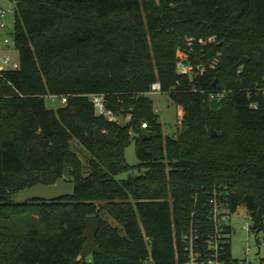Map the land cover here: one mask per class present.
Listing matches in <instances>:
<instances>
[{
  "label": "trees",
  "instance_id": "obj_1",
  "mask_svg": "<svg viewBox=\"0 0 264 264\" xmlns=\"http://www.w3.org/2000/svg\"><path fill=\"white\" fill-rule=\"evenodd\" d=\"M9 1L19 61L0 71V264H177L181 232L191 220L201 237L208 232L209 194L222 185L231 211L243 206L256 220L264 210V0ZM179 55L191 77L178 73ZM155 83L183 110L176 137L163 136L147 96ZM214 91L225 98L209 101ZM92 94L105 95L128 127L98 116ZM48 97L67 103L48 109ZM131 139L143 172L117 180L133 170ZM65 166L72 197L12 202L55 184ZM89 216L99 221L98 252L77 262Z\"/></svg>",
  "mask_w": 264,
  "mask_h": 264
},
{
  "label": "built area",
  "instance_id": "obj_2",
  "mask_svg": "<svg viewBox=\"0 0 264 264\" xmlns=\"http://www.w3.org/2000/svg\"><path fill=\"white\" fill-rule=\"evenodd\" d=\"M10 13H12V11H10ZM7 14L8 12H4L0 9V30L5 29L3 19ZM200 43L202 42L200 41ZM8 44L9 41L7 39L0 41V49L6 47ZM1 61L4 66L10 64L8 56H4ZM3 65H0V71L5 70ZM12 70H18V65L14 64ZM177 71L179 74L187 75L188 77L192 76L191 68L184 58H180ZM156 93H161V88L158 83L152 85L151 91L147 96ZM262 93L264 94V87ZM225 96V91H214L208 94V99L209 101H221ZM88 98L98 116L104 117L110 123L119 125L118 116L107 109L105 95L92 94L89 95ZM61 103L65 105L67 103L66 98H62ZM252 107L255 108L254 105ZM142 128L145 129L146 125L143 124ZM229 194V187L227 185L215 187L209 194L208 232L201 237L199 227L194 224L193 220L190 221L189 225L186 226L180 234V253L182 255V260L180 261V255L177 253V264H244L233 259L231 253V235L233 230L229 226V222L238 211L235 213L231 211ZM255 223L256 220L253 219V225L249 226L246 224L244 229L248 233L264 234V215L256 229L253 228ZM259 244L260 247L264 249V239ZM260 264H264V258L261 260Z\"/></svg>",
  "mask_w": 264,
  "mask_h": 264
},
{
  "label": "rangeland",
  "instance_id": "obj_3",
  "mask_svg": "<svg viewBox=\"0 0 264 264\" xmlns=\"http://www.w3.org/2000/svg\"><path fill=\"white\" fill-rule=\"evenodd\" d=\"M0 9L8 14L3 19L5 23V29L0 30V41L8 40L9 44L6 47L0 49V65L2 64L1 59L4 56H8L10 64L4 66L5 70H12L14 64L18 65L19 55L14 44V9L15 3L9 0H0ZM12 11V13H10ZM190 52V51H188ZM180 58H185L184 55H179ZM153 102V109L162 127V133L164 137H176L178 135V127L182 124L184 117L183 110L177 108L168 99V97L162 93H156L148 96ZM46 107L48 109L56 110L62 107L61 100L56 97H48L45 100ZM128 121V119H126ZM73 149L81 157L85 163L88 154L76 144H73ZM125 159L128 166L132 167L133 170L129 173L122 174L117 177V180H127L130 177H137L143 171L137 169L140 162L136 156V144L135 140L131 139L130 145L125 152ZM109 222L117 227V224L108 219ZM248 224L253 225V217L241 206L237 214L231 218L229 226L232 228L233 233L231 235V253L233 259L241 263L247 264H260L264 258V249L260 247V242L264 239L263 233L253 234L248 233L244 226Z\"/></svg>",
  "mask_w": 264,
  "mask_h": 264
},
{
  "label": "water",
  "instance_id": "obj_4",
  "mask_svg": "<svg viewBox=\"0 0 264 264\" xmlns=\"http://www.w3.org/2000/svg\"><path fill=\"white\" fill-rule=\"evenodd\" d=\"M248 63V59H242L237 67H243ZM1 70V69H0ZM119 127L121 129H126L129 125V122L126 121V118L119 114ZM216 136V132L212 131V137ZM71 170L68 166L64 167V172L62 178L57 180V182L50 186H45L42 184L27 188L25 190L17 193L13 198L12 202L14 204H27L31 202H44V203H53L60 200L69 198L73 196L74 186L71 182ZM264 215V210L260 209L257 212L256 223L253 228L256 229L259 225V222ZM99 231V221L96 216H89L85 220V245L77 257V262H82L91 255L97 254L98 247L96 242V237Z\"/></svg>",
  "mask_w": 264,
  "mask_h": 264
}]
</instances>
